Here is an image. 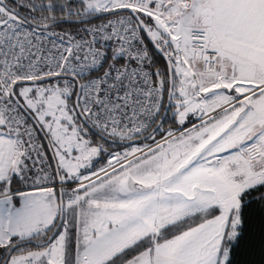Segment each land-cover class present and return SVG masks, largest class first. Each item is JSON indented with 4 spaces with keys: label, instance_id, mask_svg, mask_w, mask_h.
Instances as JSON below:
<instances>
[{
    "label": "snow or ice",
    "instance_id": "6c2138e0",
    "mask_svg": "<svg viewBox=\"0 0 264 264\" xmlns=\"http://www.w3.org/2000/svg\"><path fill=\"white\" fill-rule=\"evenodd\" d=\"M0 264H264V0H0Z\"/></svg>",
    "mask_w": 264,
    "mask_h": 264
}]
</instances>
